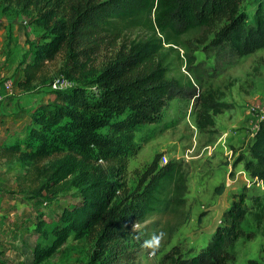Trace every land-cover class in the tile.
I'll use <instances>...</instances> for the list:
<instances>
[{"label": "trees", "instance_id": "trees-1", "mask_svg": "<svg viewBox=\"0 0 264 264\" xmlns=\"http://www.w3.org/2000/svg\"><path fill=\"white\" fill-rule=\"evenodd\" d=\"M243 2L0 0V8L31 15L43 31L45 42L38 45L33 60L21 63L23 79L18 87L24 94L51 88L57 77L46 75L45 67L59 56L71 65L69 78L82 75L90 81L89 88L78 85L59 90L52 101L36 105L25 138L0 144V161L20 165L23 172L17 176L18 183L21 187L31 183L33 199L52 201L70 187L82 192L81 202L73 210H65L64 224L53 230L54 246L37 248L39 262L75 233L89 235L94 242L87 264H139L145 246L142 226L151 217L182 214L188 192L183 164L169 161L161 165L162 157L157 155L131 190L123 179L127 158L109 151L104 155L108 165L90 171L87 148L112 115L129 111L136 125L156 124L169 102L181 97L195 99L197 105L203 99V108L197 112L198 128L214 127V115L221 114L224 105L204 99L197 91L200 82L191 69L188 42L195 37L201 44L213 37L211 45L239 58L264 49V8L259 6L251 18L242 8ZM117 46L114 56L101 67L92 66L100 51ZM170 53H175L172 59ZM184 59L195 81L184 75L172 76L173 67L179 68ZM65 147L74 157L68 154L58 158ZM247 151L250 157L245 161V171L254 183H264V119L257 125ZM234 197L224 214L225 226L217 227L206 247L185 258L177 252L169 257L173 264L235 261L231 248L255 236L244 230L247 200L253 199L258 210L263 208V201L243 192Z\"/></svg>", "mask_w": 264, "mask_h": 264}, {"label": "rangeland", "instance_id": "rangeland-1", "mask_svg": "<svg viewBox=\"0 0 264 264\" xmlns=\"http://www.w3.org/2000/svg\"><path fill=\"white\" fill-rule=\"evenodd\" d=\"M259 6L264 8V0H244L242 8L254 18ZM212 41L213 37H209L200 44L193 37L188 42V53L193 60L191 69L199 77L197 91L204 99L212 98L224 105L222 113L214 115V127L202 131L198 128L197 112L203 108V99L197 105L195 99L181 97L169 102L156 124L136 125L129 111L112 115L109 124L95 132L96 140L87 148L92 164L90 171L108 165L104 155L109 151L127 158L123 179L131 190L157 155L162 157L161 163L166 158L167 163L184 165L188 178L184 210L178 217H151L142 226L145 246L139 264H173L169 257L177 252L185 258L206 247L217 227L225 226L224 214L234 196L242 192L261 197L263 208L258 210L253 199L247 200L244 230L255 236L252 240L242 239L231 248L235 261L229 264H264V183H254L245 171V161L250 157L248 146L257 125L264 119V49L239 58L227 49L215 48ZM43 42V31L31 15L0 8V91L7 81L12 80L14 86L13 92L0 104V116H6V105L12 106L14 102L19 105V98H31L28 99L31 105H20L18 112H12L6 122L5 126L9 127L2 132L5 137L10 134V143L25 138L27 122L34 110L32 105L52 101L59 91L44 87L24 94L18 87L23 79L22 61L31 62L36 48ZM118 46L100 51L92 66L101 67L114 56ZM180 53L185 55L183 49ZM173 56L175 53L169 54V58ZM187 67L184 59L179 68L173 67L172 76L184 75L195 81V75ZM70 69L66 59L59 56L46 65L45 74L57 77L55 80L65 78L72 87L89 88V79L82 75L69 78ZM64 149L58 158L68 154L74 157L67 153L68 148ZM22 172L20 165L0 161V264H87L94 242L89 235L75 233L55 246L49 257L41 262L37 260V248L54 246L53 230L61 225L64 211L73 210L83 196L79 188L70 187L52 201L33 199L31 183L22 187L18 183L17 176Z\"/></svg>", "mask_w": 264, "mask_h": 264}, {"label": "crops", "instance_id": "crops-1", "mask_svg": "<svg viewBox=\"0 0 264 264\" xmlns=\"http://www.w3.org/2000/svg\"><path fill=\"white\" fill-rule=\"evenodd\" d=\"M9 95L10 94H7V95H5V98L7 99L8 97H9ZM27 97V98H26ZM26 97H24V98H19L18 100H19V105L17 104V103H12V106H11V104H10V106H8V105H6L5 107H4V113L6 114V116H0V134H2L1 136H0V138H2V140L0 141V144H2V143H4V142H9L10 143V141L8 140V138H9V135L10 134H7L6 135V137L4 136V132H5V130H7L8 129V127L9 126H5L6 125V122L8 121V120H10V117L9 116H11L10 114H12V112L13 113H17L18 112V107L20 106V105H24L25 104V107L26 106H28V105H31L30 104V102H29V100H31V98L29 97V96H26ZM29 99V100H28ZM33 99V98H32ZM13 101H14V99H13ZM17 101V100H16ZM11 103V102H10ZM33 107H35V105H32ZM32 107V108H33ZM23 108V107H22ZM13 118V117H12ZM11 118V119H12ZM29 122H27V124H28ZM2 128H3V130H2ZM2 131H4V132H2ZM8 133V132H7ZM212 235V234H211ZM211 237V236H210ZM209 239V238H208Z\"/></svg>", "mask_w": 264, "mask_h": 264}, {"label": "built area", "instance_id": "built-area-1", "mask_svg": "<svg viewBox=\"0 0 264 264\" xmlns=\"http://www.w3.org/2000/svg\"><path fill=\"white\" fill-rule=\"evenodd\" d=\"M68 87L69 88L72 87V84L65 78H59L53 82L51 89L55 91V90L66 89ZM13 90H14L13 81L12 80L7 81L3 85L2 91H0V104L5 100V95L11 94ZM166 163H167V159L164 158V162H162L161 165Z\"/></svg>", "mask_w": 264, "mask_h": 264}, {"label": "clouds", "instance_id": "clouds-1", "mask_svg": "<svg viewBox=\"0 0 264 264\" xmlns=\"http://www.w3.org/2000/svg\"><path fill=\"white\" fill-rule=\"evenodd\" d=\"M158 239V238H157Z\"/></svg>", "mask_w": 264, "mask_h": 264}]
</instances>
